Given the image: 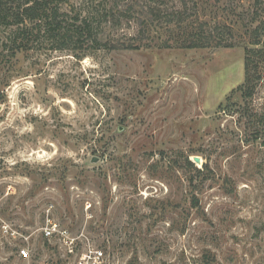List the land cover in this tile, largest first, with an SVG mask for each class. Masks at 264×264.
<instances>
[{
	"label": "rangeland",
	"instance_id": "374dc122",
	"mask_svg": "<svg viewBox=\"0 0 264 264\" xmlns=\"http://www.w3.org/2000/svg\"><path fill=\"white\" fill-rule=\"evenodd\" d=\"M198 1L236 46L167 49L160 27L143 37L167 0L64 4L69 19L94 13L112 46L140 41L84 59L47 43L12 53L0 27V264L90 251L101 264H264V66L250 101L233 92L264 0ZM48 219L69 238L48 239Z\"/></svg>",
	"mask_w": 264,
	"mask_h": 264
},
{
	"label": "trees",
	"instance_id": "16d2710c",
	"mask_svg": "<svg viewBox=\"0 0 264 264\" xmlns=\"http://www.w3.org/2000/svg\"><path fill=\"white\" fill-rule=\"evenodd\" d=\"M72 0H0V27L6 28L8 36L4 45L10 44L12 53L30 51L36 45L48 44L51 51H70L78 59H84L101 49L138 50L140 45L122 42L119 46L106 43L101 37L97 17L87 9L75 13L69 19V12H63L64 4ZM125 15L132 17V12ZM110 17V18H109ZM200 17L198 0H167V10L161 13L154 8L141 20L140 33L147 36L155 27L164 29L167 38H161L163 48L185 49L219 48L236 46L235 34L231 28L217 23L215 18ZM115 18L114 12L105 14L104 19ZM258 21V19L256 18ZM253 38L246 47V78L244 84L233 92H240L245 101L253 98L257 84L262 78L260 68L264 66V21L254 28H246ZM176 35V36H175ZM230 98V97H229ZM223 103L220 110L231 108L233 104ZM185 168L195 171L196 177L203 174L195 164L186 158ZM192 178L191 183H194ZM196 205V204H195ZM208 258V256H207Z\"/></svg>",
	"mask_w": 264,
	"mask_h": 264
},
{
	"label": "built area",
	"instance_id": "2783aa9c",
	"mask_svg": "<svg viewBox=\"0 0 264 264\" xmlns=\"http://www.w3.org/2000/svg\"><path fill=\"white\" fill-rule=\"evenodd\" d=\"M45 235L48 239L55 238V237L57 238L63 237L64 239L69 238L68 232L65 230H62L60 226L51 219H48V226L45 230ZM72 241L74 240L69 239V242H72ZM69 251L72 253L73 249L71 248ZM18 252L21 258H24L26 260L30 258L28 249L21 248L20 250H18ZM103 259H104L103 251H93V252L90 251L88 252V255L85 256L83 259L79 260L77 264H101L103 262Z\"/></svg>",
	"mask_w": 264,
	"mask_h": 264
},
{
	"label": "water",
	"instance_id": "95a60500",
	"mask_svg": "<svg viewBox=\"0 0 264 264\" xmlns=\"http://www.w3.org/2000/svg\"><path fill=\"white\" fill-rule=\"evenodd\" d=\"M194 162H195V163H196V162H197V163H200V162H201V159H200L199 157H195V158H194Z\"/></svg>",
	"mask_w": 264,
	"mask_h": 264
}]
</instances>
